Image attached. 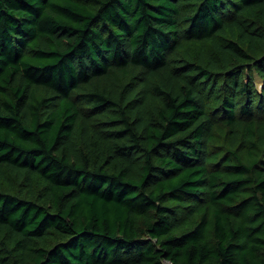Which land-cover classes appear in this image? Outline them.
Instances as JSON below:
<instances>
[{
	"label": "trees",
	"instance_id": "trees-1",
	"mask_svg": "<svg viewBox=\"0 0 264 264\" xmlns=\"http://www.w3.org/2000/svg\"><path fill=\"white\" fill-rule=\"evenodd\" d=\"M164 259L264 264V0H0V264Z\"/></svg>",
	"mask_w": 264,
	"mask_h": 264
},
{
	"label": "rangeland",
	"instance_id": "rangeland-1",
	"mask_svg": "<svg viewBox=\"0 0 264 264\" xmlns=\"http://www.w3.org/2000/svg\"><path fill=\"white\" fill-rule=\"evenodd\" d=\"M252 73L254 75V81H255L257 87H260V85L262 84L261 76L255 70H252Z\"/></svg>",
	"mask_w": 264,
	"mask_h": 264
},
{
	"label": "built area",
	"instance_id": "built-area-1",
	"mask_svg": "<svg viewBox=\"0 0 264 264\" xmlns=\"http://www.w3.org/2000/svg\"><path fill=\"white\" fill-rule=\"evenodd\" d=\"M163 263L164 264H173V262L171 260H169V259H164Z\"/></svg>",
	"mask_w": 264,
	"mask_h": 264
}]
</instances>
